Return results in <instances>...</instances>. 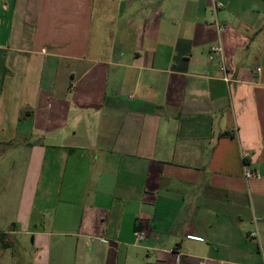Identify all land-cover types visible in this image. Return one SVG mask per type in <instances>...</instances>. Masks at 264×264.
<instances>
[{"label": "crops", "instance_id": "1", "mask_svg": "<svg viewBox=\"0 0 264 264\" xmlns=\"http://www.w3.org/2000/svg\"><path fill=\"white\" fill-rule=\"evenodd\" d=\"M16 235L23 264H264V0H0Z\"/></svg>", "mask_w": 264, "mask_h": 264}, {"label": "rangeland", "instance_id": "2", "mask_svg": "<svg viewBox=\"0 0 264 264\" xmlns=\"http://www.w3.org/2000/svg\"><path fill=\"white\" fill-rule=\"evenodd\" d=\"M21 237L22 236L19 235L15 236L14 242H18L19 246L14 245L13 247H9L6 252H3L0 257V264H23L25 261L29 260L30 255L27 249L28 247L25 245L26 247L23 248V245L29 243V241L26 239L22 240Z\"/></svg>", "mask_w": 264, "mask_h": 264}, {"label": "built area", "instance_id": "3", "mask_svg": "<svg viewBox=\"0 0 264 264\" xmlns=\"http://www.w3.org/2000/svg\"><path fill=\"white\" fill-rule=\"evenodd\" d=\"M213 49H216V50H218L219 48L218 47H214ZM224 79L226 80V81H228V78L227 77H224ZM254 175V173L253 172H251V171H249V170H245L244 171V176L246 177V178H249V177H252ZM144 237V231H136L135 232V238L137 239V240H139V239H142Z\"/></svg>", "mask_w": 264, "mask_h": 264}]
</instances>
